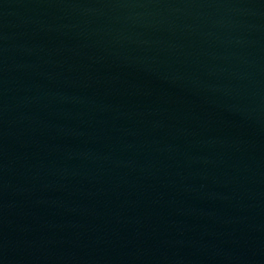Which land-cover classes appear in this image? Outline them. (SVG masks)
Listing matches in <instances>:
<instances>
[{
    "label": "water",
    "instance_id": "95a60500",
    "mask_svg": "<svg viewBox=\"0 0 264 264\" xmlns=\"http://www.w3.org/2000/svg\"><path fill=\"white\" fill-rule=\"evenodd\" d=\"M0 264H264V0H0Z\"/></svg>",
    "mask_w": 264,
    "mask_h": 264
}]
</instances>
